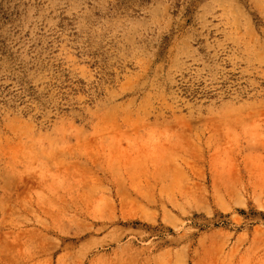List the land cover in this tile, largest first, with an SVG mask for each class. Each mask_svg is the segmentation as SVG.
<instances>
[{"label": "rangeland", "instance_id": "374dc122", "mask_svg": "<svg viewBox=\"0 0 264 264\" xmlns=\"http://www.w3.org/2000/svg\"><path fill=\"white\" fill-rule=\"evenodd\" d=\"M0 264H264V0H0Z\"/></svg>", "mask_w": 264, "mask_h": 264}]
</instances>
